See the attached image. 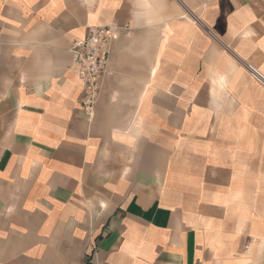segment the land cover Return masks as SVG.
Segmentation results:
<instances>
[{
  "label": "crops",
  "instance_id": "crops-1",
  "mask_svg": "<svg viewBox=\"0 0 264 264\" xmlns=\"http://www.w3.org/2000/svg\"><path fill=\"white\" fill-rule=\"evenodd\" d=\"M109 43L92 113L71 42ZM264 0H0V264H264Z\"/></svg>",
  "mask_w": 264,
  "mask_h": 264
},
{
  "label": "built area",
  "instance_id": "built-area-1",
  "mask_svg": "<svg viewBox=\"0 0 264 264\" xmlns=\"http://www.w3.org/2000/svg\"><path fill=\"white\" fill-rule=\"evenodd\" d=\"M127 28L113 23L93 26L87 28L83 38L71 42L69 51L73 55L77 73L84 86L81 106L87 115L92 113L100 83L108 72L109 43L119 30ZM249 68L255 78L264 82L260 74Z\"/></svg>",
  "mask_w": 264,
  "mask_h": 264
}]
</instances>
